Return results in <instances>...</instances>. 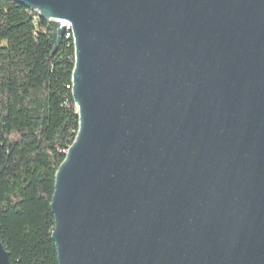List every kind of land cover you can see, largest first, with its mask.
<instances>
[{
	"label": "water",
	"instance_id": "water-1",
	"mask_svg": "<svg viewBox=\"0 0 264 264\" xmlns=\"http://www.w3.org/2000/svg\"><path fill=\"white\" fill-rule=\"evenodd\" d=\"M16 1L72 27L58 263L264 264V0Z\"/></svg>",
	"mask_w": 264,
	"mask_h": 264
},
{
	"label": "trees",
	"instance_id": "trees-1",
	"mask_svg": "<svg viewBox=\"0 0 264 264\" xmlns=\"http://www.w3.org/2000/svg\"><path fill=\"white\" fill-rule=\"evenodd\" d=\"M50 22L0 0V237L10 264H59L52 239L56 174L79 130L75 48Z\"/></svg>",
	"mask_w": 264,
	"mask_h": 264
},
{
	"label": "built area",
	"instance_id": "built-area-1",
	"mask_svg": "<svg viewBox=\"0 0 264 264\" xmlns=\"http://www.w3.org/2000/svg\"><path fill=\"white\" fill-rule=\"evenodd\" d=\"M61 27H65L66 29V39H69L68 25H71L68 22H60Z\"/></svg>",
	"mask_w": 264,
	"mask_h": 264
},
{
	"label": "bare ground",
	"instance_id": "bare-ground-1",
	"mask_svg": "<svg viewBox=\"0 0 264 264\" xmlns=\"http://www.w3.org/2000/svg\"><path fill=\"white\" fill-rule=\"evenodd\" d=\"M71 30H72L71 25H68L69 37L72 38V40H73V35H72V31H71ZM65 34H66V32H65ZM64 36H65V35H64ZM70 38H69V39H70Z\"/></svg>",
	"mask_w": 264,
	"mask_h": 264
}]
</instances>
